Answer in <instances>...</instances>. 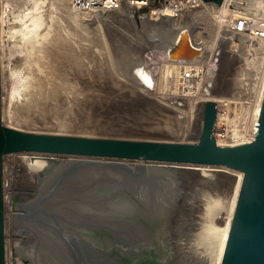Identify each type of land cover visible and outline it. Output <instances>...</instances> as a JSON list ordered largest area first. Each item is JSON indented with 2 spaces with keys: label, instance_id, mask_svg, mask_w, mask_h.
<instances>
[{
  "label": "rangeland",
  "instance_id": "1",
  "mask_svg": "<svg viewBox=\"0 0 264 264\" xmlns=\"http://www.w3.org/2000/svg\"><path fill=\"white\" fill-rule=\"evenodd\" d=\"M235 4H237L234 5L237 12L246 8L250 13L264 16V0H238ZM37 6H40L39 9ZM127 6L122 5L119 6L120 8L115 7L100 12L78 13L71 8L69 0H1L4 123L18 129L40 133L194 143L200 138L204 106L209 99L218 103L221 114L219 122L226 124L230 129L240 127L252 118L264 95V77L259 78L256 74L259 49L263 45L258 39L227 29L205 10L186 13L180 21L164 16L159 17L158 20L153 18V24L154 21L158 22L157 26H153L150 19L144 18L146 15L151 16L149 10ZM117 8L120 14L117 13ZM121 14L133 15L131 17L136 23H131L130 19L128 25L130 28L125 25L123 28L122 21L126 16ZM186 19L192 21V29L190 22L183 23ZM144 20L149 25L147 31L139 23L144 24ZM161 20L165 24L163 27H159ZM53 24L59 28L62 26V30L57 26L56 29ZM57 31L61 33H59L61 38L78 40L90 51L111 54L112 61L115 60L112 65L115 64L116 75L126 82L132 79L120 75L118 59L130 54L141 58L139 68L142 75L140 79L133 78L134 82L132 81L134 97L145 106L137 113L138 115L144 113L141 120L135 119L132 120L133 122L126 121L117 125L103 124L105 129L101 126V129L98 126L92 128L89 125L60 126L59 121L52 118L49 108L42 111L38 116L40 118L36 115L34 121L21 118L20 114L26 112L28 105L36 97L35 93L39 89L41 77L45 74L44 59L42 60L47 53L45 40H48L51 33ZM128 31L131 34L127 33ZM124 33L127 35L125 36ZM188 34L191 36L194 34L205 48L204 56L200 59L196 70L183 66L180 68L176 63L179 61L170 55L172 49L177 47L175 44L188 43ZM79 37L80 39H77ZM97 38L108 41H99ZM149 40H152L154 45L151 46ZM121 42L122 44H119ZM122 45L127 47L124 48ZM84 54L85 58L93 55ZM127 74L130 78L133 77L129 72ZM100 80L96 81L97 87L109 88L107 79L102 78L101 82ZM135 80L141 84V88ZM130 93L128 92L127 95L131 96ZM92 101L90 102L92 105L85 103V106L96 105V99ZM43 115L47 117L44 118ZM70 119L75 117L72 116ZM4 162L7 183L5 185L6 264H37L44 251H47L44 246L45 240L48 243V239L53 238V246L60 233L64 231L62 226H66L70 229L68 231L72 232V223L76 222L71 214L73 206L81 210H87L90 206L91 196H87V192L84 193L82 187L87 184L86 187L91 189L94 186L102 188L106 181L122 175L142 178L144 183L154 180L168 182V186L164 185L163 189L168 188L169 192L172 193L174 190L178 194L172 212L174 226L172 233L174 254H176L174 262L203 264V254L197 257L194 241L201 238L202 234L205 238V230H210L211 227L207 225L203 230L202 227L195 226L194 230L193 222H206L212 199L219 198L222 192L225 197L227 196L225 199L227 211L223 210L222 215L216 217L214 222L216 226L223 225L229 216L232 200L236 198L234 192L236 196L238 195L243 176L239 171L222 166L36 152L7 154ZM209 224L211 225L212 222ZM196 235L197 238L194 239Z\"/></svg>",
  "mask_w": 264,
  "mask_h": 264
},
{
  "label": "water",
  "instance_id": "2",
  "mask_svg": "<svg viewBox=\"0 0 264 264\" xmlns=\"http://www.w3.org/2000/svg\"><path fill=\"white\" fill-rule=\"evenodd\" d=\"M204 1L217 6H222L224 2ZM188 22L192 29L191 20L183 21ZM190 41L195 48L191 49L187 43H183L176 60L196 62L203 56L204 46L194 34ZM149 42L152 46L153 42ZM1 44L0 0V264H6L7 249L4 159L7 154L17 152L213 165L239 171L243 176L221 264H264V95L258 133L252 135L255 136L253 141L239 145H221L217 142L215 125L218 104L213 99L205 103L201 135L194 143L26 131L6 125L3 120ZM123 176L127 175L110 179L105 185L110 182L116 185ZM127 177L134 187L153 190L148 196L151 198L148 211L154 217L129 218L124 213L103 217L111 206L124 205L123 196L106 195L99 209L103 215L99 220L100 225L92 226H96L94 230L83 228L80 232H69L70 229L62 226L64 231L53 246V238L48 239V243L44 241L47 251L37 264H175L172 212L177 192L163 189L168 182L154 180L144 183L142 178ZM139 195L147 197L144 192ZM94 201L96 198H91L90 204ZM130 226L133 227L131 231Z\"/></svg>",
  "mask_w": 264,
  "mask_h": 264
},
{
  "label": "bare ground",
  "instance_id": "3",
  "mask_svg": "<svg viewBox=\"0 0 264 264\" xmlns=\"http://www.w3.org/2000/svg\"><path fill=\"white\" fill-rule=\"evenodd\" d=\"M235 5H237V4H235ZM39 7H38V9H39ZM120 7H122V6H120ZM125 9H124V11H127ZM137 9H139V8H137ZM143 9H145V8H143ZM146 9L148 10V8H146ZM235 9L236 8H234V10ZM38 12H40V10ZM129 12H131V11H129ZM34 13H35V15H37L36 12H34ZM117 13H118V8H117ZM121 13H123V12H121ZM65 14H67V13H65ZM118 14H120V13H118ZM125 14H126V12H125ZM131 14H133V13H131ZM40 15L42 16L43 14H40ZM122 15L123 14H121V16ZM133 15H131V16H133ZM48 16H50V14H48ZM123 16H126V19L124 18V20L122 21L124 23V24H122L123 28H125V26L128 27V25L130 23L129 22L130 19H131V23H133V22L136 23V21L130 16V14H129V16L128 15H123ZM67 17H68V15H67ZM87 17H88V15H87ZM128 17H129V20H128ZM35 18H37V17H35ZM35 18H33V19H35ZM104 18H105V16H104ZM144 18L150 19L152 22L151 24H153V18L154 17H152L150 15H146V17H144ZM167 19H169V18H167ZM38 20L40 21L41 19H38ZM55 20H54V22H55ZM79 20H80V18H79ZM157 20H158V18H157ZM144 21H145L144 24L142 22H139V23H141L143 28H146V31H147L149 28V25H147L146 20H144ZM41 22H42V20H41ZM45 22L46 21H44V23ZM60 22H61V19H60ZM72 22H73V20H72ZM30 23H31V21H30ZM103 23H105V22H103ZM39 24H41V23H39ZM31 25L32 26L34 25L33 22ZM100 25H101V23H100ZM157 25H158V22L154 21L153 26H157ZM56 26H55V28L57 29L58 26L57 27ZM163 26H165L163 21H162V23L159 22V27H163ZM45 27H47V26L45 25ZM61 27L62 26H60V28L59 27L58 28L61 29ZM70 27H72V26H70ZM100 28H101V26H100ZM128 28H130V27H128ZM59 29H58V31H59ZM166 29H169V28H166ZM52 30H53V27H52ZM58 31L51 33L50 37L49 38L47 37L48 40H45L46 41L45 47L47 48L46 49L47 51L46 50H44V51H46L47 53H45L44 57H42V60L44 59L43 60L44 61L43 69H44L45 74H43V76L41 77L42 80L39 83L40 85L39 86L37 85L39 88L38 91H36V93L33 91L36 94L35 95L36 97L33 95L35 97V98H33L34 99L33 102L30 105H28L29 107L27 110H25L26 112L23 115L20 114L21 118H23L27 121H34L42 113V111L48 110V108H49V110H50L49 112H52L51 113L52 118L56 119V121L58 120L59 121L58 124L60 126L78 127V126H82V125H84V126L89 125L92 128L93 127L94 128L95 127L100 128V126H101V128H104L103 124L107 125V124H111V123L114 124L115 123L117 125V124H121V123H126V121H132V120L134 121L135 119L141 120V118L143 117L142 114H144V113L142 112L141 115H138L137 113L140 110H142V108L145 106L144 105L142 106V104H144V103L139 101L138 98L136 99L134 97L135 91H133V87H132L133 82H134L133 78L140 79L139 77H141V75H142L141 74V68H139L141 58L137 57L136 55L130 54L129 56H127L125 58L122 57V58L118 59V65L120 66V69H118V70H121L120 75L122 74L126 78L132 79L133 82L130 80L131 82L129 81L130 82L129 83L128 80L126 82V81H124L125 79L122 80L116 75L117 69L114 67L115 64L112 65L115 60L112 61L113 57L111 54H108V53H105L102 51H100V52L90 51L89 49H87V47L83 46L84 44L82 45L78 40L72 41L71 39L61 38V36H60L61 33ZM64 32L66 33L67 30ZM64 32L62 35L65 34ZM127 33H130V31H128ZM67 34L69 35V33H67ZM124 35H125V33H124ZM190 36L191 35L188 34L189 41H188L187 45L189 48L193 49V48H195V46L191 43L190 39L192 36L191 37ZM98 38H99V36H98ZM104 38L108 39L107 37H104ZM127 38H128V36H127ZM131 38H133V37H131ZM178 38H179V36H178ZM77 39H80V37ZM81 39H83L82 36H81ZM119 39L121 40V38H119ZM103 40H105V39H103ZM103 40L100 38L99 41H103ZM109 40H110V38H109ZM144 40H145V38H144ZM105 41H108V40H105ZM82 42H83V40H82ZM104 42H102V43L104 44ZM136 42H137V40H136ZM140 42L142 43L141 40H140ZM115 43H116V41H115ZM119 44H122V42ZM105 45H106V42H105ZM152 45H154V44H152ZM122 46L124 47V45H122ZM175 46H177V47H175L174 50L172 49V51L170 52V55L176 59V57L178 56V50L179 51L181 50L182 42L180 44L179 43L175 44ZM103 47H105V46H102V48ZM126 47H124V48H126ZM118 48H120V47H118ZM43 49H45V48H43ZM118 50H120V49H118ZM111 52H112V49H111ZM84 53H86L87 55H89V53H91V55L92 54L93 55L92 56H90V55L86 56L87 58H85V57H83V55H85ZM113 55H114V53H113ZM38 71H39V69H38ZM128 72L130 75L133 76L132 78H130V76H128V74H127ZM41 73H39V74H41ZM102 78L108 80V87L109 88H104V86H100V87L96 86L97 85L96 81H98L100 79L102 80ZM89 79L91 81H89ZM101 80H100V82H101ZM188 80H189V78H188ZM135 82H136V84H139V86L141 88V84L137 83V80H135ZM98 84H100V83H98ZM104 84H105V82H104ZM104 84H102V85H104ZM127 89L129 90L128 92H131L130 93L131 96L127 95L128 94V92L126 91ZM138 89L139 88H137V90ZM97 92H99V93H97ZM82 93H85L86 97H85V95H82ZM139 95H140V93H139ZM92 98L96 99V101H97V103H99V105L97 106V103H96V105H94L93 107L92 106H85V103L86 104L90 103L93 100ZM50 101L51 102L55 101V102L51 103ZM51 104H54V105H51ZM92 104H93V101H92ZM92 104L90 103V105H92ZM261 104H258V108H257L258 112L260 111ZM146 105H147V103H146ZM45 113L46 112H44V114ZM61 113H62V115H61ZM36 115H37V117H36ZM72 116L75 117V119H70V117H72ZM46 117L44 116V118H46ZM38 118H40V117H38ZM120 120H122V121H120ZM116 121H118V122L116 123ZM69 122H71V123H69ZM142 123H144V122H142ZM55 124H57V123H55ZM138 124H140V123H138ZM177 127H179V126H177ZM53 176H54V174H53ZM125 177H127V176H125ZM125 177H122L121 180L118 181L116 185L112 184V182H110V183H107L106 185L102 186V188H97L96 186H94L91 189V188L86 187L87 184L85 185V187H82L83 192L84 193L87 192L86 195L87 196L89 195V197L91 196L90 199L96 198V202L95 201H94V203L92 202L87 210H81L78 208L76 209V207L73 206V210H72L71 214H73L72 218L76 222L72 223V225H73L72 232L74 230L75 231L77 230V232H80V231H82L83 228H86V227H88L89 230H91V229L94 230L96 226L100 225L99 220H101V218L112 217V216H116V215L121 214V213H124V215L129 217V218H131V217H134V218L142 217L145 219V218H151V217L155 216L154 214H150L148 211V210H150L149 204L151 202V198H149L150 197L149 195L153 193V190L152 189H146V188L144 190L138 189L132 185V182L127 180L128 177L127 178H125ZM241 179H242V177H241ZM39 180H38V182H40ZM49 183H48V185H49ZM137 190H139L138 191L139 193H143V192L145 194L147 193V197H145L144 195H142V196L139 195V193H137ZM234 194H235V197L237 198L238 195L236 196V192H234ZM106 195L113 196V197L114 196H123L122 200L124 201V205L111 206L109 208L108 212L106 214H104V216H103L99 209H101L100 206L102 205V202H103ZM97 197H99V198H97ZM218 197L219 198H217V199L215 198L216 200L212 199V201L209 205V206H211V207H209V208H211V210L208 211V218L205 222L206 224L203 222H201V223H197L196 221L193 222L194 230H195V226L200 227V228L202 227L203 230L205 229V226H207V225H209V227H211L210 230H208V229L205 230V232H204L205 238H203V234H202L201 238L199 237L200 239L197 238V235L194 238V239L197 238L194 241L195 242L194 244L196 245L195 248L197 249V251L196 250L195 251L198 253L196 255L198 257V255L202 256V254H203V260H204L203 264H220V262L222 260L223 253H224L228 233H229V228H230V224H231V219H232L234 207L236 204V198H235V200H232L231 207L229 209L230 211L228 213L229 216L227 219H225L226 220L225 223L221 226H216L214 221L217 218H219V216L222 215L223 210L225 211L227 208L226 207V201H225V199H227L226 198L227 196L225 197L224 194L222 192H220ZM78 199H80V198H78ZM146 203H148V204H146ZM121 210L123 212H120ZM196 213H197V211H196ZM71 214L69 215L70 218H71ZM96 221H99V222L96 223ZM210 222H212L211 225L209 224ZM93 223H95V224H93ZM94 225H96V226L92 227ZM129 228H130L129 230L131 231L133 227L130 226ZM199 231H201V230H199ZM206 231H208V232H206ZM136 232H140V230H137ZM195 251H193V252H195ZM194 260H195V258H194Z\"/></svg>",
  "mask_w": 264,
  "mask_h": 264
},
{
  "label": "built area",
  "instance_id": "4",
  "mask_svg": "<svg viewBox=\"0 0 264 264\" xmlns=\"http://www.w3.org/2000/svg\"><path fill=\"white\" fill-rule=\"evenodd\" d=\"M69 2L71 8L78 13L100 12L110 8L128 5L135 8H148L152 17H171L174 21L182 20L186 13L205 10L217 22L224 24L227 29L248 34L263 44L261 49H259V61L256 66V74L259 78L264 77V16L250 13L246 8L240 12L235 11L234 5L238 0H224L222 6H217L214 3L205 2L204 0H69ZM201 58H198L196 62L180 60L176 63L180 68L183 66L184 68L190 67L196 70ZM220 115V109L218 107L215 137L217 142H220L219 144L239 145L254 140L255 136L252 135H257L258 133L259 126L257 125H259L260 111H254L249 121L234 129H230L226 124L220 123Z\"/></svg>",
  "mask_w": 264,
  "mask_h": 264
}]
</instances>
